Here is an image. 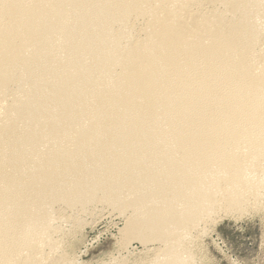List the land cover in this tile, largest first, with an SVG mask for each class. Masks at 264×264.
<instances>
[{"label": "bare ground", "instance_id": "obj_1", "mask_svg": "<svg viewBox=\"0 0 264 264\" xmlns=\"http://www.w3.org/2000/svg\"><path fill=\"white\" fill-rule=\"evenodd\" d=\"M263 190L264 0H0V264H73L94 204L159 242L133 264H194Z\"/></svg>", "mask_w": 264, "mask_h": 264}, {"label": "rangeland", "instance_id": "obj_2", "mask_svg": "<svg viewBox=\"0 0 264 264\" xmlns=\"http://www.w3.org/2000/svg\"><path fill=\"white\" fill-rule=\"evenodd\" d=\"M80 216L78 224L66 218L55 221L59 230L54 237L62 245L58 248L69 254L73 264H104L116 258L133 264L159 245L138 239L124 244L125 220L108 206L94 204ZM189 241L194 264H264V190L259 203L243 212L219 209L210 214Z\"/></svg>", "mask_w": 264, "mask_h": 264}]
</instances>
